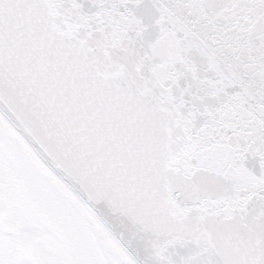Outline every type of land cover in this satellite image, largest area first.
I'll return each mask as SVG.
<instances>
[{"label": "snow or ice", "instance_id": "6c2138e0", "mask_svg": "<svg viewBox=\"0 0 264 264\" xmlns=\"http://www.w3.org/2000/svg\"><path fill=\"white\" fill-rule=\"evenodd\" d=\"M27 191L118 249L51 264H264V0H0V216Z\"/></svg>", "mask_w": 264, "mask_h": 264}]
</instances>
